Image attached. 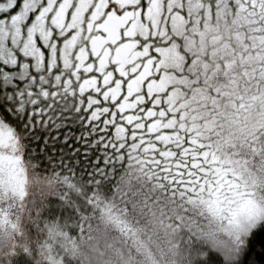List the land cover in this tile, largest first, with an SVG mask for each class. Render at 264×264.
<instances>
[{
    "label": "rangeland",
    "instance_id": "obj_1",
    "mask_svg": "<svg viewBox=\"0 0 264 264\" xmlns=\"http://www.w3.org/2000/svg\"><path fill=\"white\" fill-rule=\"evenodd\" d=\"M234 1L238 9L232 26L226 28L225 8L218 2L211 7L206 0H75L77 19L58 41L55 62L46 73L47 97L37 92L32 104L39 99L51 103L73 95L85 97L90 119L115 125L119 140L129 127L131 137L140 143L144 134L156 133L165 143L180 141L170 140L164 131L184 129L192 119L197 123L189 130L198 132L221 123L217 117L223 116L217 142L225 147L226 161L215 157L217 147L211 154L185 148L186 156L192 166H203L200 172H207L210 164L219 173L220 177L205 180L208 195L225 189L241 195V176L230 165L264 171L260 147L264 137L243 146L236 143L226 126L228 104L231 101L233 110L249 108L257 120L264 116V39L257 36L252 22L256 2ZM218 42L239 55V72L231 80L223 74L232 66L223 61L213 65L206 54L209 45ZM229 84L238 96L226 91ZM209 112L210 122L201 121ZM27 170L21 140L0 136V201L9 196L25 200L33 191L50 186ZM248 204L255 208L254 201Z\"/></svg>",
    "mask_w": 264,
    "mask_h": 264
},
{
    "label": "trees",
    "instance_id": "obj_2",
    "mask_svg": "<svg viewBox=\"0 0 264 264\" xmlns=\"http://www.w3.org/2000/svg\"><path fill=\"white\" fill-rule=\"evenodd\" d=\"M206 1L211 7L217 2L223 6L224 27L232 26L238 9L234 0ZM254 1L252 22L257 36L264 39V0ZM86 104L85 97L77 95L51 103L39 99L32 104L25 99L19 119L11 114L7 117L21 140L27 171L50 186L33 191L25 200L1 199L0 264H80L71 253L73 243L104 215L121 230L112 234L121 264H170L173 246L180 253L179 264H201L204 251L210 248L199 238L202 218L192 202L208 193L206 181L220 176L210 164L207 172L198 170L203 166H192L185 148L195 154H211L220 148L215 157L225 162V147L217 142L223 133V116L217 117L221 123L214 122L211 128L198 132L189 130L197 123L192 119L184 123L188 125L184 129L164 131L170 140L176 137L180 141L165 143L156 133L144 134L140 143L131 137L129 127L127 136L117 139L115 125L90 119ZM0 105L11 107L2 90ZM210 113L201 121L209 123ZM0 117L5 118L3 112ZM201 131L200 137H194ZM126 177L138 182L139 191L117 197ZM161 205L166 208L155 231L145 229L137 240L126 227L121 228L125 221L134 227L145 225L150 210ZM255 243L258 246L259 239Z\"/></svg>",
    "mask_w": 264,
    "mask_h": 264
},
{
    "label": "snow or ice",
    "instance_id": "obj_3",
    "mask_svg": "<svg viewBox=\"0 0 264 264\" xmlns=\"http://www.w3.org/2000/svg\"><path fill=\"white\" fill-rule=\"evenodd\" d=\"M78 12L75 0H0V90L11 106L0 105L5 117L0 118V136L16 138L7 117L19 119L25 99L36 103L37 92L47 97L46 73ZM234 227L243 242L216 240L201 264H232L234 258L238 264H264V213H250Z\"/></svg>",
    "mask_w": 264,
    "mask_h": 264
},
{
    "label": "clouds",
    "instance_id": "obj_4",
    "mask_svg": "<svg viewBox=\"0 0 264 264\" xmlns=\"http://www.w3.org/2000/svg\"><path fill=\"white\" fill-rule=\"evenodd\" d=\"M209 48L211 50L206 54L211 64L214 65L218 61H223L232 66L229 72L223 74L225 79L231 80L232 75L239 72V66L236 63L239 55H233V49L226 48L221 42L214 46L209 45ZM226 91L232 96L239 95L235 87L230 84ZM226 126L232 130L236 143L241 144V146L258 137H264V116L257 120L247 107L243 110L239 108L233 110L231 101L228 104ZM260 147L262 154H264V141L261 142ZM236 171L241 176V189L238 190L242 193L241 195H233L225 189L218 195H200L192 202V208L202 218L201 224L198 226L199 238L204 240L210 249L213 247V240H226L230 243L239 241L242 243L240 236L243 234L240 233L238 236L234 225L243 223L250 213H264V171L253 172L251 168L246 169L243 165L236 166ZM137 183V181L126 177L119 186L120 192L116 193V196H127L129 193L136 194L139 191ZM249 200L255 202V208L248 204ZM217 204L219 205L218 209ZM167 207L170 210V206ZM165 208L166 205L152 208L150 210L151 217L143 226L134 227L125 221L121 228L126 227L132 237L139 240V234L145 229L155 231L162 223L160 217ZM120 231L110 221L109 217L104 215L99 218L95 226L90 225L74 241L71 253L73 257L79 258L80 264H121L117 240L112 235ZM179 256L178 249L173 246V259L170 264H179ZM232 264H238V261L234 258Z\"/></svg>",
    "mask_w": 264,
    "mask_h": 264
}]
</instances>
